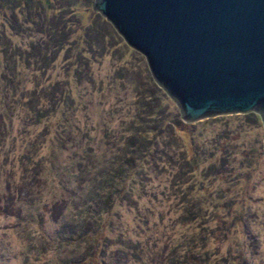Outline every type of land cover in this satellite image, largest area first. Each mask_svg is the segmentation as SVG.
Segmentation results:
<instances>
[{
  "label": "rangeland",
  "instance_id": "obj_1",
  "mask_svg": "<svg viewBox=\"0 0 264 264\" xmlns=\"http://www.w3.org/2000/svg\"><path fill=\"white\" fill-rule=\"evenodd\" d=\"M94 2L60 11L68 39L45 61L26 56L39 34L3 29L0 74L10 80L0 75V264H264L261 115L184 122ZM13 15L0 4V32ZM151 112L165 124L136 126ZM142 128L155 138L145 156ZM136 138L143 152L124 168L125 192L110 199L118 186L103 180L128 168L123 148Z\"/></svg>",
  "mask_w": 264,
  "mask_h": 264
},
{
  "label": "water",
  "instance_id": "obj_2",
  "mask_svg": "<svg viewBox=\"0 0 264 264\" xmlns=\"http://www.w3.org/2000/svg\"><path fill=\"white\" fill-rule=\"evenodd\" d=\"M184 122L249 113L264 125V0H95Z\"/></svg>",
  "mask_w": 264,
  "mask_h": 264
},
{
  "label": "trees",
  "instance_id": "obj_3",
  "mask_svg": "<svg viewBox=\"0 0 264 264\" xmlns=\"http://www.w3.org/2000/svg\"><path fill=\"white\" fill-rule=\"evenodd\" d=\"M76 1L77 0H0V4L2 6H4L7 9L9 8L12 9L14 13V15L11 16L7 20V22H4V24L2 25L1 29L3 32H0V38L1 36H3L1 39L7 40L6 38L7 33L3 29L6 27L7 24H9L8 26L10 27V29L14 31L16 29L18 30L20 29L17 32H20L21 29L25 30L26 32L31 31L30 32L31 34H29L30 37H32L31 35H33V33L34 35L35 33L40 35L41 41H35L32 39L29 40L30 45L27 48V50L30 49V52H27L26 54L27 59L34 57V59L38 60L40 57L42 61H45L51 55V53L57 56L59 52L61 51V49L65 47L64 45L68 39L69 28L71 26L66 21V18H64L65 13L63 12V14H60V11L62 9H66V8H70L71 6H74L73 4L76 3ZM57 2L59 5L57 4ZM62 2H66L65 5L67 6L65 5L60 6ZM20 8H22L20 10L22 14L25 13V11L27 12V16H23L25 19V21H23V24L21 22L22 20H20L19 18L20 16L17 15V13L15 14L16 10ZM51 11H59V12L57 14L55 13L51 14ZM67 12L69 13L70 10L68 9ZM24 25H25V28H24ZM4 49L5 51H3V53L5 55L7 54L8 57L10 56V58H13L14 53L10 52L11 47H7V48L5 47ZM11 70L16 71V73L19 72L18 68L16 69V67H12ZM1 74H2V78L4 79L7 78L10 80L8 73L3 75V73L1 72ZM33 94L34 95L32 97L37 96L38 94L37 90L33 91ZM48 95H49V100L52 101L53 97L50 94ZM39 96L40 95H38V97ZM40 99L41 98H39V100ZM147 99H150V98H147ZM29 101L30 102L28 103V107L32 109L35 106V103H33L34 100L31 99ZM150 109L153 110V107L150 106ZM34 112H35L34 115L36 118L44 117V115L41 114L43 113V110H40L39 107H37V109H35ZM149 118L151 120H147V121L139 120L138 123H136V126L141 125L143 123V125L150 126L155 131L159 127L163 126V124H165V121L159 122L158 119H154L155 118L154 112H151V115L149 116ZM170 120H172V118L169 119V121ZM153 123H155V125H152ZM137 132L140 138H145V140H147L146 145H144L147 149L145 152L141 151V145H138L139 143L136 142L138 138H136L132 142L127 143V145L123 148V149H128V150L123 151L124 153H122L123 156L127 155L128 157L129 155L128 158H124V160H126V163L129 164L128 168L124 167V163L123 164L121 163V166H123L121 167V169H123V172L121 171V173H118V171H116V173L112 174L111 176L110 174L106 175L105 180L102 179L104 183L102 187H108L110 189V188H114L116 185L118 186V189H116L115 192L113 193L111 192L112 195L110 194V199L115 193L122 195L125 192V189H121L120 187L126 186L128 184L127 182L130 176H126V172H124V168H126L127 170H129V168L131 167L135 168L136 155L140 156V153L143 152L142 155L145 156L147 152L152 151L153 147L150 146V144H151V141L155 138L150 136L148 129L142 128V129L137 130ZM170 135H172L173 137V132H171ZM128 151H129V154H128ZM134 160H135V165H133ZM202 237L205 240H207L205 238L206 235L205 236L203 235ZM197 242H198V239H197ZM205 242L207 243V241ZM206 243L202 245L200 249L202 253L206 255L205 257L209 258L210 253L206 247ZM198 245L199 243H197V248H198Z\"/></svg>",
  "mask_w": 264,
  "mask_h": 264
}]
</instances>
